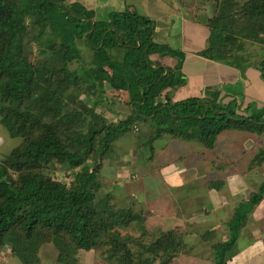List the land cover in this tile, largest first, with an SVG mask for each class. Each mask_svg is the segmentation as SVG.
Wrapping results in <instances>:
<instances>
[{
  "label": "trees",
  "instance_id": "obj_1",
  "mask_svg": "<svg viewBox=\"0 0 264 264\" xmlns=\"http://www.w3.org/2000/svg\"><path fill=\"white\" fill-rule=\"evenodd\" d=\"M77 1L0 0V123L11 137L22 138L0 162V255L5 252L17 264H40L42 247L52 244L55 264H78L90 252H100L102 264H178L181 254H189L188 220L148 225L141 201L111 203L112 194L102 196L101 177L109 172L103 170L114 160L112 143L136 131L150 160L154 142L164 137L211 150L222 132H243L261 143L251 168L262 166L264 103L234 92L227 81L204 96L191 92L175 99L188 82L185 50L154 39V21L129 0H114L108 11ZM115 3L119 9H110ZM206 3L207 32L196 56L235 75L239 70L243 80L252 71L264 77V59L251 60L256 46L264 54V0ZM80 41L92 56L83 58ZM116 48L126 50L121 61L106 55ZM105 69L121 81L126 100H109L118 88L96 75ZM110 107L126 114L110 121ZM223 163L217 167L226 169ZM221 185L212 181L208 190ZM263 198L264 181L249 200L236 202L230 219L219 225L225 239L214 226L193 228L190 234L200 235L212 264H228L235 256L242 229Z\"/></svg>",
  "mask_w": 264,
  "mask_h": 264
},
{
  "label": "rangeland",
  "instance_id": "obj_2",
  "mask_svg": "<svg viewBox=\"0 0 264 264\" xmlns=\"http://www.w3.org/2000/svg\"><path fill=\"white\" fill-rule=\"evenodd\" d=\"M73 1L75 0H69V2ZM77 2H82L84 6L95 9L94 5L99 0H78ZM114 2V0H109L107 5ZM206 2L207 0H129V3H132L140 14L146 15L154 21V39L160 43H169L173 47L182 48L187 53L183 71L188 82L176 91L175 99L184 98L191 92L199 97L200 94L204 96L206 90H214L213 85L224 84L223 82L227 81L228 87L234 86V92L244 93L245 97H252L259 104L264 103V77L255 71L250 72L252 67L248 68L250 73L248 75L245 73L246 76L243 80L238 75L239 70L235 75L234 72L223 69V66L209 63L208 60L205 61L196 56L195 53L201 50L199 43L203 45V37L207 32L206 20L209 16V7ZM116 3L119 4V2ZM116 3L110 9H119L120 6ZM108 8L103 7V11H108ZM104 13L106 14V12ZM99 15H101L99 12L96 13V18L97 16L99 18ZM79 43L83 58L92 56L93 50L82 41ZM256 47L255 52L258 53L255 54L256 56L254 55L255 57L252 56L251 60H263L264 54L259 55L261 47ZM125 52V49L116 48L106 52V55L110 60L121 61ZM152 58L154 59V57ZM168 63L170 64V62ZM174 64L175 62L172 60L171 65ZM96 75L103 80L111 81V84L118 88L114 90V96H107L110 101H114L116 98H120L122 101L127 99V93L120 89L121 81L114 77L113 72L106 70L104 73L97 72ZM235 77H237L236 85V81H229ZM250 79L253 81L252 83ZM249 84H252V87L250 85L251 90H247ZM167 94L171 95V92ZM82 99L86 100L87 97L81 95L80 100ZM71 107L73 109L74 104H71ZM97 109L99 110L101 107L98 106ZM119 113L126 114L122 108L115 112L110 107L107 116L109 119L112 118L110 121L117 122L119 117L116 115ZM146 128L153 130L154 126ZM135 133L136 131L128 133L112 143L114 160L113 164L112 161L107 163V168L103 170L109 172L103 173L105 176L101 177L102 196L112 194L115 198L111 199V203H115L117 198L123 199L126 203H130L131 199L141 201L142 204H145L144 208L148 212V225L156 223L166 225L168 223L170 226H174V224L188 223L189 225L184 224V228L187 230L184 237L187 241L185 248L189 250V254H181L178 264H212L209 259L208 247L201 242L200 235L195 232L190 234V232L193 228H199L202 232L205 228L214 226L216 232H213L219 238L227 237L221 226L218 227L209 222L216 221L219 224L229 220L236 202L242 198L249 200L250 193L256 191L264 181V164L252 166L253 168L250 166L261 143L255 136L243 132L224 131L217 137L215 148L204 150L192 142L170 140L164 137L163 140L154 142L153 151H155L152 159L148 160L149 151L146 150L144 154L142 153L143 149L139 148L138 137L134 135ZM21 142V137H11L0 123V162L14 149H17ZM221 162L227 164L228 167L219 169L217 165ZM159 167L162 168L159 169ZM113 170L114 174H112ZM134 170L136 172L133 173ZM168 173L171 177L169 182L163 179L164 175ZM57 174L62 180L66 171H58ZM217 180L222 181L221 189L210 192L208 190L209 183ZM170 195L175 197L173 208L169 204ZM172 213L180 215L173 217L171 222H167ZM165 215L167 216L165 217ZM248 224L251 226L242 229L241 237L236 245L238 252L235 255L248 252L253 243H256L255 247L257 248L260 243L264 242V198L249 216ZM255 227L258 228L256 234L259 236H251ZM5 254L4 252V255H0V264H17L15 260H11ZM57 254L54 245H44L39 253L40 264H55ZM85 256L80 255L78 264H102L100 252L96 254L90 252ZM233 262L234 257L228 264H235Z\"/></svg>",
  "mask_w": 264,
  "mask_h": 264
},
{
  "label": "crops",
  "instance_id": "obj_3",
  "mask_svg": "<svg viewBox=\"0 0 264 264\" xmlns=\"http://www.w3.org/2000/svg\"><path fill=\"white\" fill-rule=\"evenodd\" d=\"M109 0H99V2H97L94 6L100 8L103 6L109 7L108 4ZM112 4V3H111ZM169 204L171 205V208H173L175 206V203L171 200H169ZM173 216H178L176 213H172ZM171 218L169 216V220L171 222ZM251 226V224H248L246 227ZM254 226V225H252ZM252 228V227H251ZM258 228L255 227V231L252 232L251 236H259L258 234H256V230ZM254 230V229H252ZM260 238V237H259ZM263 243V244H262ZM260 243L259 246H256V243L251 244V246L249 247L248 252H244V254H240V255H235L234 256V262L235 264H264V242ZM238 252V250H237Z\"/></svg>",
  "mask_w": 264,
  "mask_h": 264
},
{
  "label": "clouds",
  "instance_id": "obj_4",
  "mask_svg": "<svg viewBox=\"0 0 264 264\" xmlns=\"http://www.w3.org/2000/svg\"><path fill=\"white\" fill-rule=\"evenodd\" d=\"M160 168H162V167H159V169ZM170 178L171 177H169V173L167 174V175H164V178L163 179H166L168 182L170 181ZM174 195V194H173ZM173 198V199H172ZM174 199H175V197L174 196H172L171 197V195L169 196V200H171V201H174ZM242 199H244V198H242ZM218 201H220V199H218ZM207 214H209V212H207ZM214 223L216 226L218 225V227H219V225H220V223L218 224L216 221H210L209 223ZM248 225V224H247Z\"/></svg>",
  "mask_w": 264,
  "mask_h": 264
}]
</instances>
